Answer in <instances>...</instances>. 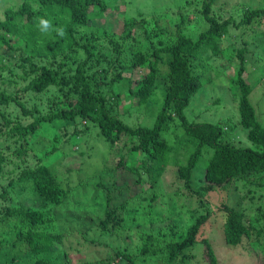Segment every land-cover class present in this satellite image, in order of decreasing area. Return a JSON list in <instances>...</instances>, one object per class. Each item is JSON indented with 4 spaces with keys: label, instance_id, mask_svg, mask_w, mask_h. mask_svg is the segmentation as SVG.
<instances>
[{
    "label": "trees",
    "instance_id": "trees-1",
    "mask_svg": "<svg viewBox=\"0 0 264 264\" xmlns=\"http://www.w3.org/2000/svg\"><path fill=\"white\" fill-rule=\"evenodd\" d=\"M113 1L22 0L16 6L7 7L3 20L0 19V47L9 51L8 55H0V64L6 60L10 64L0 66V78L6 86L0 89V179L8 180L0 190V259L5 254L7 260L15 263L17 254L23 252L30 260L35 259L27 264H54L44 257L46 244L62 246L64 237L55 230L58 218L51 217L43 207L60 206L69 198V190L44 161L47 155L33 166L25 161L32 147L27 146L28 142L47 125L57 129L72 127L73 136L85 134L92 127L97 137L111 148L123 142L126 154L119 156L117 167L101 170L95 185L105 202V210L97 217L95 226L101 237L117 236L121 242L131 235V225L138 227L139 207L130 208L135 195L127 193L126 182L118 184L120 170L130 173L138 187L142 188L143 183L153 187L173 163L187 197L195 199L202 210L193 212V223L183 233L171 229L170 239L166 232L154 237L138 230L136 236L141 245L135 253L129 251L127 244L122 249L115 247L111 258L100 264H146L148 259L162 256L167 264L177 258L182 263L187 258L186 251L200 243L206 246L209 263L218 264L209 241L199 237L211 215L205 209L209 205L205 197L239 183L250 187L248 193L264 188V126L250 101L253 87L245 78L246 44L233 48L232 54L237 52L235 59L230 58L224 65L236 63L230 87L237 104L239 125L247 131L246 137L254 148L224 142L222 126L189 121L185 111L192 98L210 81L203 77L208 67L213 61L224 62L223 44L230 38V28L242 27L245 33L261 25L264 6L244 7L237 20L218 19L211 15L218 0H202L200 14L208 28L196 40L184 35L186 19L182 16L166 26L153 23L151 31L146 27L150 23L137 14L123 18L120 33L100 26L86 32L84 28L92 19L104 18ZM137 27H143L145 42L141 47L133 36ZM131 41H137L135 50L127 47ZM227 46L230 51L232 45ZM128 73L140 76L133 79ZM119 84L127 88L125 97L134 107L148 100L159 86L164 89L163 104L151 126H130L124 122L118 113L122 96L114 92ZM20 93L48 97L45 103H35L29 108ZM12 106L19 109L21 117L30 119L28 124L12 118ZM170 122L177 123L182 131L173 144L164 136ZM9 140L19 143L10 157L4 145ZM54 141L58 139L55 137ZM56 151L53 147L51 154ZM178 154L185 156L184 161L178 162ZM126 155H138L140 159L129 164ZM11 157L19 161L9 167ZM201 158H207V162L195 188L194 170ZM14 189H29L42 208L6 205L11 201L9 190ZM221 210L225 213L224 243L229 248L238 247L244 238L249 239L254 224L264 220V209L260 208L254 221L247 220L246 213L237 206L223 205ZM67 221L70 219L65 218L64 222ZM149 223L153 221L149 219ZM93 227L89 225V229ZM256 234L263 235V228ZM252 247L259 249L257 255L264 256V246L259 240L253 241ZM69 260L66 254L65 264H70ZM260 264H264V258Z\"/></svg>",
    "mask_w": 264,
    "mask_h": 264
},
{
    "label": "rangeland",
    "instance_id": "rangeland-1",
    "mask_svg": "<svg viewBox=\"0 0 264 264\" xmlns=\"http://www.w3.org/2000/svg\"><path fill=\"white\" fill-rule=\"evenodd\" d=\"M201 1L114 0L110 3L104 18L101 20L92 19L90 25L84 30L88 32L100 26L107 27V29L109 27L114 32L120 33L125 16L132 17L141 14L145 17L146 23H150L146 27L148 31H151L153 23L166 26L177 22L182 16L186 19L183 30L184 35L196 40L198 35L208 28L207 22L202 19L200 14ZM21 2L22 0H0V19L3 20L4 10L7 7L14 4L16 6ZM263 6V0H218L213 6L211 15L218 19L233 17L237 20L242 14L241 9L244 7L256 9ZM141 28L137 27L133 33L134 39L139 41L140 47L145 42L143 29ZM230 31L229 40L226 41L225 39L226 42L224 41L223 44L225 48L223 53L225 56L224 62L213 61L211 67H208L209 71L203 77L204 79L210 78V81L204 84L192 98L185 115L189 121L207 122L222 126L225 132L224 142H229L236 147L254 148L246 137L247 131L239 125L240 118L237 104L230 87V79L235 75L237 69L236 63L231 66H225L224 63L230 58L235 59L237 52L232 54L233 48L238 49L242 47L241 44H246L245 78L253 87L250 101L255 108L259 121L264 126V20L261 25H255L245 33L242 31V27H231ZM137 41H131L127 47L135 50ZM229 43L232 45L230 51L227 46ZM2 54L8 55L9 51L0 47V55ZM2 65L10 64L6 60L0 64V66ZM128 74H126L127 77H129ZM130 76L136 79L139 78L140 74H131ZM4 82L0 78V89L6 88L3 85ZM114 92L120 93L122 96L118 113L124 122L130 126H151L163 104L165 95L164 89L159 86L148 100L134 107L135 105L132 106L130 100L125 97V94H127L126 87L119 84L115 87ZM19 96L25 102L26 107L29 108L35 103H45V99L48 97V95L35 96L23 93H20ZM10 112L12 118L20 119L24 125L29 123L30 119L21 117L18 108L12 106ZM178 126L177 123L170 122L164 133L166 140L171 144L182 135L181 128L179 129ZM55 137L58 139L57 142L54 141ZM4 145H7L6 153L10 157L16 147L19 146V143L9 140ZM27 146L32 147L25 157L26 164L33 166L39 158L47 155L44 161L52 167L61 179L63 186L69 190V198L60 206L43 207L51 217L58 218L55 230L59 231L64 237L62 246L55 244L52 247L51 242L46 244L44 257L50 258L54 264H65L66 254L69 255L70 264H100V261L111 258L110 256L113 254L115 247L122 249L126 244L129 251L135 253L141 245L139 238L136 236L138 230L151 233L154 237L157 234L166 232L170 239L171 229L183 233L193 223L191 217L193 212L195 214V212L199 211L200 213L202 211L199 210L195 199L187 197V192L183 189L182 184L178 182L177 167L173 163L174 167H169L153 187H149V184L144 185V183L142 188L141 186L138 187L135 185V179L131 177L130 173L120 170L117 172L116 180H118V184L126 182L124 186L127 185L128 187L127 193L130 196L135 195L136 200L130 205V208H134L136 205L139 207L137 212L138 227L131 225V235L121 242L117 236L113 238L107 235L101 237L95 226L98 223L97 217L101 216L105 210V202L101 193H99L101 190H97L95 185L99 180V172L117 167L119 156L126 154L123 149V142L118 147L111 148L104 139L97 137V131L92 127H88L85 134H75L73 136L72 127L57 129V127L46 125L40 133L30 139ZM53 147H56L57 151L51 154ZM177 157L179 158L178 162L185 159V156L181 154H178ZM125 158L127 163L132 164L133 161L137 162L140 156L126 155ZM10 160L12 162L9 167L17 165L19 161L16 157H11ZM206 162L207 158H201L194 170L196 173L195 188L199 186L198 182L201 175H203V167ZM14 173L15 171L12 174ZM7 181V178L0 179V190L2 184L6 185ZM249 188L244 187L241 183L233 184L226 190H217L205 197L209 204L205 209H208L211 215L200 230L199 237L200 240L209 241L214 249L218 264H260L263 261V254H256L259 249L252 247V242L259 240L264 246V220L254 224L255 229L251 237L249 239L244 238L238 247L229 248L224 243L223 224L225 213L221 210L223 205L237 206L246 213V219L249 221L255 220L259 208L264 209V188L248 193ZM9 195L11 201H7L6 205L42 208L39 200L34 199L29 189L23 191L18 189L9 190ZM0 204H2V199H0ZM73 217L75 220L72 219ZM63 218H69V223L68 221L64 222ZM149 219L153 221L152 224L149 223ZM89 225H93V229H89ZM260 228H263V235L258 236L256 231ZM66 251L69 253H65ZM17 255L19 258L14 263L12 260H7L5 254H3L0 264H27L35 260H30L23 252ZM185 255L187 258L184 262L181 263L180 258H177L172 264H210L206 246L203 243L197 244L195 248L186 251ZM146 264L167 263L164 261V256H162L150 258Z\"/></svg>",
    "mask_w": 264,
    "mask_h": 264
}]
</instances>
